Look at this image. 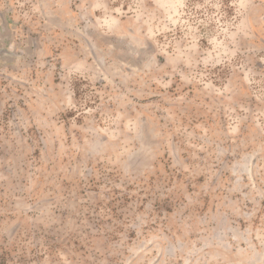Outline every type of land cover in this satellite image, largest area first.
I'll list each match as a JSON object with an SVG mask.
<instances>
[{"label": "rangeland", "instance_id": "obj_1", "mask_svg": "<svg viewBox=\"0 0 264 264\" xmlns=\"http://www.w3.org/2000/svg\"><path fill=\"white\" fill-rule=\"evenodd\" d=\"M0 264H264V0H0Z\"/></svg>", "mask_w": 264, "mask_h": 264}]
</instances>
